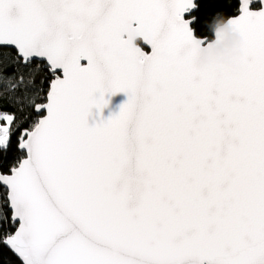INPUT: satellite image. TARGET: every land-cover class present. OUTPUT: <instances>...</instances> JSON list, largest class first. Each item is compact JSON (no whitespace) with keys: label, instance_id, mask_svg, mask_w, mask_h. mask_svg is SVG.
<instances>
[{"label":"snow or ice","instance_id":"6c2138e0","mask_svg":"<svg viewBox=\"0 0 264 264\" xmlns=\"http://www.w3.org/2000/svg\"><path fill=\"white\" fill-rule=\"evenodd\" d=\"M229 5L237 69L194 0H0V264H264V0Z\"/></svg>","mask_w":264,"mask_h":264},{"label":"clouds","instance_id":"9594fccd","mask_svg":"<svg viewBox=\"0 0 264 264\" xmlns=\"http://www.w3.org/2000/svg\"><path fill=\"white\" fill-rule=\"evenodd\" d=\"M231 17L218 13L209 25L212 33L211 47L201 49L199 64L208 68L215 65H227L232 69H237V57L241 55L240 45L243 41L241 33L232 25ZM216 34H220L222 42H217ZM127 38L131 41V46L140 48L143 37L136 31L126 32Z\"/></svg>","mask_w":264,"mask_h":264},{"label":"trees","instance_id":"16d2710c","mask_svg":"<svg viewBox=\"0 0 264 264\" xmlns=\"http://www.w3.org/2000/svg\"><path fill=\"white\" fill-rule=\"evenodd\" d=\"M232 7L229 5V0H200L198 4V11L194 15L196 17V23L193 29L196 32V36L208 35L212 37L209 25L213 18L222 13L225 16L231 14Z\"/></svg>","mask_w":264,"mask_h":264},{"label":"water","instance_id":"95a60500","mask_svg":"<svg viewBox=\"0 0 264 264\" xmlns=\"http://www.w3.org/2000/svg\"><path fill=\"white\" fill-rule=\"evenodd\" d=\"M194 2L196 3L197 7L194 8V9H191V10H189V11H186V12L184 13V18H185V20H189V19H190L191 17H193V16L196 14V12L198 11V4H199L200 0H194ZM195 23H196V20L193 21V22L189 25V27H190L191 29H193V26L195 25ZM193 30H194V29H193ZM194 35H196L195 30H194ZM138 43H141V46L144 48V50H145L146 52H149V53H150V46L143 45V44H142V41H138ZM86 63H87L86 61H82V64H86ZM106 99H108V100L110 101V103H109V105H108L106 108H104V110H103V119H105V120L108 119L109 117H111L113 114H118L119 111H120L121 106H122L124 103L127 102L128 97H127V94H126V93L121 92V93H118V94H116V95H109V96L106 97ZM100 119H101L100 114L97 113L96 110H94V112H93V116H91V117L89 118V123H90V124H94V123L98 122Z\"/></svg>","mask_w":264,"mask_h":264}]
</instances>
